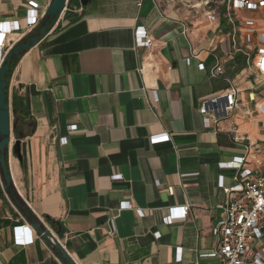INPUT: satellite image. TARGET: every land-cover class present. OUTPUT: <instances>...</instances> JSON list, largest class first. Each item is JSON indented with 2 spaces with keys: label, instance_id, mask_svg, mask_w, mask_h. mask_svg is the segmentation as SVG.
Listing matches in <instances>:
<instances>
[{
  "label": "crops",
  "instance_id": "obj_1",
  "mask_svg": "<svg viewBox=\"0 0 264 264\" xmlns=\"http://www.w3.org/2000/svg\"><path fill=\"white\" fill-rule=\"evenodd\" d=\"M136 2L87 0L66 10L12 64L9 99L15 93L24 101L34 131L21 140L20 159L12 155L11 138L10 179L34 217L50 229L44 216L58 224L55 240L73 264H220L207 257L225 201L217 184L233 185V159L248 155L247 168L256 169L253 158L264 151L262 117L234 112L206 127L198 108L231 86L240 101L255 93L264 104V82L245 57L223 53L227 0ZM50 4L0 0V22L20 27L6 37V49L41 33ZM31 9L38 22L28 29ZM238 17L264 28L256 13ZM137 29L150 45H137ZM218 64L223 74L210 76ZM163 135L169 140L150 143ZM123 202L144 215L119 209ZM183 206L187 216L166 225L170 209L177 216ZM0 264H65L13 207L1 175Z\"/></svg>",
  "mask_w": 264,
  "mask_h": 264
},
{
  "label": "built area",
  "instance_id": "obj_2",
  "mask_svg": "<svg viewBox=\"0 0 264 264\" xmlns=\"http://www.w3.org/2000/svg\"><path fill=\"white\" fill-rule=\"evenodd\" d=\"M72 1L71 6L66 9L70 12L76 11L81 6L80 0ZM200 1L203 6H208L211 2V0ZM141 3L142 0H137L136 5L139 7ZM241 11L256 13L260 21L264 22V0H227L224 16L229 26V33L228 45L223 53L227 56L240 54L245 57L255 77L260 82H264V28H256L253 20L241 21L238 17ZM208 20L215 21V15L209 14ZM37 22L36 10H29L25 18L26 27L31 29ZM19 31L20 27L16 22H0V64L9 51L8 48L6 49V37ZM135 39L138 46L150 45L144 30L137 29ZM200 69L204 70L203 65H200ZM209 73L212 77L220 76L223 74V68L218 64ZM238 95L239 91L231 86L221 95L203 101L198 112L205 126L216 125L220 121L229 119L234 112L242 113L246 119H251L252 112H255L262 117L261 131L264 136V104L257 101L255 93H249L245 102L240 101ZM250 105L252 109H249ZM68 129L74 131L75 127L70 126ZM231 130L235 139V129ZM162 140L168 141L169 137L167 135L151 137L150 143L154 144ZM247 156L233 159L229 163L228 167L234 171L231 187H224L219 181L217 184L225 196V201L218 206L222 216L215 221L211 229L216 244L207 257L217 259L220 264H264V151L261 152L260 159L253 158L255 170L247 168ZM112 179L120 180L121 175H115ZM119 209L135 210L139 217L144 215L143 211L133 209L126 202L121 203ZM173 210L175 209H170L171 214L163 219L166 225L184 219L188 207L176 209L179 213L177 216L172 215ZM110 225L113 227L111 223ZM19 228L22 227L15 230ZM17 242L26 244L31 243L32 240L29 238Z\"/></svg>",
  "mask_w": 264,
  "mask_h": 264
},
{
  "label": "water",
  "instance_id": "obj_3",
  "mask_svg": "<svg viewBox=\"0 0 264 264\" xmlns=\"http://www.w3.org/2000/svg\"><path fill=\"white\" fill-rule=\"evenodd\" d=\"M72 0H51V4L47 7L45 19L40 28L39 35L29 37L20 42L8 51L2 63L0 64V175L2 178V187L8 195L13 207L19 213L32 231H34L41 239L47 242L50 247L55 250L60 259L65 264H73L64 249L57 243L54 236H57L60 231L58 224L48 217L44 216V221L53 225L57 229L47 228L32 215L28 207L19 199L10 179L8 172V155L10 151V140H14L11 146L12 155L20 159V142L22 139L31 136L34 131V123L30 117L22 112L14 109L9 99L8 84L9 77L7 75L12 60L18 57L21 52L35 46L46 34L52 29L53 23L60 17L68 8ZM87 0H80L82 6Z\"/></svg>",
  "mask_w": 264,
  "mask_h": 264
},
{
  "label": "trees",
  "instance_id": "obj_4",
  "mask_svg": "<svg viewBox=\"0 0 264 264\" xmlns=\"http://www.w3.org/2000/svg\"><path fill=\"white\" fill-rule=\"evenodd\" d=\"M73 1H71L72 3ZM71 3L69 4V6H71ZM71 13H69L68 11L65 13V17L68 19L69 22L73 21L74 19L71 18L70 16ZM18 57H15L13 60H12V63L9 67V70H8V73L7 75L9 74L10 70H11V67H12V64L17 60ZM11 104H12V107L20 112H22L23 114L26 115V111H25V103L22 99H20L19 97L16 96V94L14 93L11 97ZM53 226V225H52ZM54 227V226H53Z\"/></svg>",
  "mask_w": 264,
  "mask_h": 264
},
{
  "label": "rangeland",
  "instance_id": "obj_5",
  "mask_svg": "<svg viewBox=\"0 0 264 264\" xmlns=\"http://www.w3.org/2000/svg\"><path fill=\"white\" fill-rule=\"evenodd\" d=\"M65 11H66V10H65ZM65 11H64V12H65Z\"/></svg>",
  "mask_w": 264,
  "mask_h": 264
}]
</instances>
